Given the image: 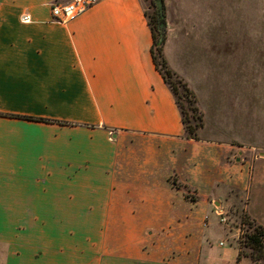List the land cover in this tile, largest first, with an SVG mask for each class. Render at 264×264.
<instances>
[{
  "label": "crops",
  "instance_id": "crops-1",
  "mask_svg": "<svg viewBox=\"0 0 264 264\" xmlns=\"http://www.w3.org/2000/svg\"><path fill=\"white\" fill-rule=\"evenodd\" d=\"M54 1L68 0H0V264H254L223 222L229 193L261 173L244 158L264 146L255 0L238 21L164 0V53L196 94L198 139L154 63L143 0H100L67 23ZM235 40L258 57L216 52Z\"/></svg>",
  "mask_w": 264,
  "mask_h": 264
},
{
  "label": "rangeland",
  "instance_id": "rangeland-1",
  "mask_svg": "<svg viewBox=\"0 0 264 264\" xmlns=\"http://www.w3.org/2000/svg\"><path fill=\"white\" fill-rule=\"evenodd\" d=\"M241 0H228V3H226L225 0H208V18L213 19V21L221 20L222 18L226 17V9L229 10V18L235 19L238 21V17H249V11L248 9L242 8L248 4L249 0H242L241 2H244L240 4ZM144 7L146 9V12L148 15H152L154 11L153 6V0H143ZM239 3V4H238ZM255 6L259 8V17H258V24H259V33H260V59H261V109H262V120H263V114H264V0H255ZM224 21V20H223ZM257 21V20H256ZM223 22V30H217V28H212L211 33L215 36H218L220 34H224L226 32V29ZM230 27V28H229ZM246 27H249L246 26ZM235 25L230 24L228 26L229 33L234 31ZM231 34V33H230ZM232 40H230L231 42ZM236 42L237 46V53L232 55L231 50L233 48L232 44L229 43V46L227 42L224 41V49L216 50V52H219L223 57L228 58L230 62H235L238 64L239 62L244 61L245 58H252L254 55L256 58L258 57V52L255 49V46L258 49V43L257 41H252L250 47H248V43H245L244 41H233V43ZM216 46L217 44L214 43ZM220 45V44H219ZM228 46V47H227ZM228 53V54H227ZM255 53V54H254ZM263 123V122H262ZM244 158L246 160H249L253 162L254 167L256 168V171H261V173H257L256 180L254 182L253 190L248 194H240L237 191H232L229 193V198L231 200L230 204V210L227 212V215L225 216V226L228 230H232L234 233L237 234L236 241H239L240 238L243 236V234H247L249 232H253L254 229L249 226L248 221H245L243 218L246 215H249L247 213L245 204L252 199V207L254 212H257L260 216L264 225V146L261 147L258 150H247V152L244 154ZM244 195V196H243ZM241 199V200H240ZM250 216V215H249ZM251 217V216H250ZM245 221V222H244ZM257 222V221H256ZM261 224L260 222H258ZM251 250L247 247H243V253H249ZM248 257V255L243 254L241 259ZM251 259V258H250ZM252 260V259H251ZM260 263L264 264V260H261ZM243 264H251V261L249 259H246Z\"/></svg>",
  "mask_w": 264,
  "mask_h": 264
},
{
  "label": "trees",
  "instance_id": "trees-1",
  "mask_svg": "<svg viewBox=\"0 0 264 264\" xmlns=\"http://www.w3.org/2000/svg\"><path fill=\"white\" fill-rule=\"evenodd\" d=\"M152 4L154 6L153 14L148 15L146 12V15L153 37L152 56L154 63L175 96L176 103L182 114V122L185 127L186 137L198 139V132L204 126L203 113L198 105V100L194 91L190 88L187 81L170 67L166 59L164 46L167 40L168 30L165 5V17L161 20L154 0ZM173 184L179 189L184 187L178 184L176 180L173 181ZM185 192L188 199L192 201L198 200L197 196L190 194L191 191L188 187H185ZM243 219L248 221L249 226L252 227L254 231L243 234L240 238L238 261H240L243 254H245L252 259L254 264H262L260 261L264 260V226L256 222V220L249 215H245ZM243 247L249 248L251 252L243 253Z\"/></svg>",
  "mask_w": 264,
  "mask_h": 264
},
{
  "label": "built area",
  "instance_id": "built-area-1",
  "mask_svg": "<svg viewBox=\"0 0 264 264\" xmlns=\"http://www.w3.org/2000/svg\"><path fill=\"white\" fill-rule=\"evenodd\" d=\"M99 2L100 0L54 1L50 6L54 20L61 23H67L85 13ZM21 20L26 23L30 22L31 16L25 13L21 16Z\"/></svg>",
  "mask_w": 264,
  "mask_h": 264
},
{
  "label": "water",
  "instance_id": "water-1",
  "mask_svg": "<svg viewBox=\"0 0 264 264\" xmlns=\"http://www.w3.org/2000/svg\"><path fill=\"white\" fill-rule=\"evenodd\" d=\"M157 6L158 14L161 20L164 19V1L163 0H154Z\"/></svg>",
  "mask_w": 264,
  "mask_h": 264
}]
</instances>
